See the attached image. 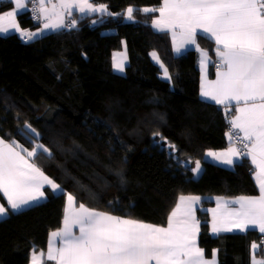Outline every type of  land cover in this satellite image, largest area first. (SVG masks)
<instances>
[{
    "label": "trees",
    "instance_id": "1",
    "mask_svg": "<svg viewBox=\"0 0 264 264\" xmlns=\"http://www.w3.org/2000/svg\"><path fill=\"white\" fill-rule=\"evenodd\" d=\"M91 2L107 12L74 11L75 28L27 43L17 33L0 36V137L29 150L36 143L49 148L54 158L35 162L64 190H47L37 205L0 219V264H28L33 249L43 253L50 232L61 226L65 193L76 204L160 226L167 225L181 195L204 196L206 205L213 196L257 193L248 158L230 168L203 159L207 150L228 145L229 116L199 98L197 52L174 54L168 34L152 28L154 12L144 8L161 0ZM128 6L132 21L124 20ZM12 8L10 0L0 2V14ZM17 22L28 31L38 27L28 10L17 15ZM124 41L128 64L120 75L113 71L112 54ZM197 41L212 53L209 38L199 35ZM150 51L158 54L171 80L160 78ZM25 123L40 133L38 140L19 134ZM154 132L177 146L176 158L154 143L160 139ZM197 160L202 173L195 178L191 169ZM0 200L5 204L1 193ZM197 217L198 243L206 256L216 248L218 264L250 263V245L260 241V234L213 236L208 215L198 210ZM260 247L257 255L264 257V243ZM42 264L53 263L42 257Z\"/></svg>",
    "mask_w": 264,
    "mask_h": 264
},
{
    "label": "snow or ice",
    "instance_id": "2",
    "mask_svg": "<svg viewBox=\"0 0 264 264\" xmlns=\"http://www.w3.org/2000/svg\"><path fill=\"white\" fill-rule=\"evenodd\" d=\"M10 2L14 8L0 14V34L16 32L25 43L46 30L75 28V19L65 23L73 10L80 13L107 11L106 6L94 7L88 0H58L50 8L45 7V0H40L39 15L35 19H42L43 27L31 32L21 29L16 20L28 0ZM144 11L159 12V18L152 24L159 31L172 33L176 53L190 46L201 52L202 100L223 105L226 114L234 108L235 115L229 121L231 128L226 134L232 146L223 152L208 151L206 156L228 166L249 158L255 169L252 174L259 195L223 202L218 199V208L209 210L212 233L236 230L243 233L256 228L264 233V0H162L160 8ZM132 13L129 7L128 19H132ZM198 35L215 41L218 58L215 80L207 79L206 65L211 61L207 51L199 48ZM151 55L159 62L155 52ZM125 66L124 60L113 64L114 70L120 73ZM161 68L164 78L171 80L168 69L163 64ZM19 134L29 142L40 138V133L27 123ZM153 137H159L154 143L162 149L166 146L170 157L176 158V145L160 132H154ZM234 140L242 147H237ZM41 156L54 158L53 152L43 144L36 143L29 150L15 140L5 142L0 138V193L7 200V207L0 204V218L9 213L20 214L37 205L45 198V186L53 193L64 194L61 185L45 175L35 162ZM191 171L194 176L200 173L199 160ZM116 175L123 184L122 172L117 171ZM200 201V197L181 195L168 216L167 227H160L97 211L83 203L77 207L76 198L67 194L63 227L50 233L47 260L55 264H150L151 261L155 264H216L215 250L209 261L204 259V250L197 246L201 222L196 218V205ZM226 204L239 207L228 212L226 219L222 214L218 217L219 208ZM74 228L79 229V234ZM255 247L253 245V249ZM43 255H37L33 249L31 264H42Z\"/></svg>",
    "mask_w": 264,
    "mask_h": 264
},
{
    "label": "crops",
    "instance_id": "3",
    "mask_svg": "<svg viewBox=\"0 0 264 264\" xmlns=\"http://www.w3.org/2000/svg\"><path fill=\"white\" fill-rule=\"evenodd\" d=\"M2 1H5V0H0V2H2ZM57 2H58V0H45V7H49V8H50L52 3H57ZM88 2L91 3L94 7H95V6H99V5H103V4L94 5V4L91 2V0H88ZM12 4H13V3H12ZM32 4H37V5L40 7V0H28V2H26V7H25V9L20 10L19 13H22V12H25V11L29 10V6H31ZM14 6H15V5L13 4V8H14ZM161 6H162V0H161V3H160L158 6H156V7L144 8V9H158V8H160ZM74 11H76V10H73V12H74ZM77 12H78V11H77ZM106 12H107V11H106ZM106 12H104V13H106ZM147 12H154V15L152 16V20H151V26H152V28H153L154 30L159 31V30L156 29V28L153 26V24H152V21H153L154 19L159 18V15H160L159 12H158V11H147ZM19 13H18V14H19ZM79 13H80V12H79ZM94 13H98V12H84V13H81V14H94ZM69 19H72V16H71V17H66L65 22H66V20H69ZM16 20H17V17H16ZM75 20L77 21V19H75ZM43 22H44V21H43ZM5 25L7 26V21H5ZM42 27H43V24H42L41 26H38L36 29L31 30V32H36L38 29H40V28H42ZM52 31H55V30H46L42 35H45V34L50 33V32H52ZM177 31H178V30H177ZM165 32H166V33L168 34V36H169L170 43H171V47H172V51H173L174 54H176V55H180V54L185 53L187 50H195V51L197 52V66H198V72H199V76H198V77H199L198 96H199V98L202 100V98H201V96H200L201 84H202L201 52L198 51V50L196 49L195 46H190V47H187L186 49L182 50L180 53H176V52L174 51V45H173V40H172V33L169 32V31H165ZM11 33H16V32L10 31V32L7 33V34H0V36H6V35H9V34H11ZM17 34H18V33H17ZM18 35H19V34H18ZM42 35H39L38 37H40V36H42ZM19 36H20V35H19ZM198 36H199V35H198ZM198 36H197V39H198ZM38 37H37V38H38ZM209 39L213 42V48H212V53H211V54L207 52V53H208V60L211 61V62H210V63H207V65H206V70H207V79H208L209 81H212V80H215V79H216V68L212 67V65H213L214 62L218 61V58L216 57V53H215V49H216L215 41H214L213 39H211V38H209ZM177 43H179V37L177 38ZM197 44L199 45L198 41H197ZM199 48L202 49V50H205L204 48L200 47V45H199ZM205 51H206V50H205ZM153 52H155V51H150V52H149V57H150L151 61H152L154 64H156V65L158 66V68H159V70H160V73H159L160 78L169 81L168 79H165L164 76H163L164 69L161 68V64H162V62H161L160 58H159V62H157L156 60L153 59V57H152V55H151ZM155 53H156V52H155ZM156 55L158 56L157 53H156ZM125 57H126V59H125ZM158 57H159V56H158ZM120 60H124L126 66H127V64H128V55H127V48H126V43H125V41H124L123 44H122V48H121L119 51H114L113 54H112V68H113V64H114V62H116V61H120ZM126 66H125V68H126ZM211 67L213 68V72H211ZM113 71H114L115 73H117V74H120V75H124V74H125V69H124V72H123V73H120V72L114 70V68H113ZM206 102H209V103H213V104H215L214 102H211V101H206ZM215 105H217V104H215ZM217 106L221 107V108L225 111V108H224L223 105H217ZM234 115H235V111H234V108H233L232 111H231V114L229 115V119H228V129H227V131L225 132V138H226V141H227L228 145H227L226 147H224V148H220V149L207 150V151L204 153V155H203V159H204L205 161H208V162L214 163V164L219 165V166H222V167H228V168L232 167V166L225 165V164L221 163L220 161L215 160L213 157L206 156V153H207L208 151H213V152H223V151H226L230 146H232V144H231L230 141H229L228 135H226V134L230 131L231 125H230L229 121L231 120V118H232ZM0 138H1V137H0ZM5 142H8V141H5ZM234 143L236 144L237 147H241V146L237 143V141L234 140ZM40 144H41V143H40ZM248 159H249V158H248ZM249 161H250V159H249ZM189 162H190V161H184L183 163H184V164H189ZM195 162H196V161L193 162V164H192V168L195 167ZM250 162H251V161H250ZM253 169H254V166H253ZM253 171H255V169H254ZM201 173H202V164H201V171H200V173H199L197 176H194V177H195V178L199 177V176L201 175ZM45 175H46V174H45ZM47 176H48V175H47ZM48 177H49V176H48ZM252 178H253V181H254V184H255V186H256V190H257V193L254 194V195H236V196H229V197H224V196H213V197L211 198V199H212V203H210V204H206V205H203V204L201 203V201H202L203 199L206 198V197H204V196H198V195H183V196H196V197H200V198H201L200 203L196 205V218L198 219V217H197V211H198V210L201 211V212H205V213L208 215V219H209V232H210L211 235L216 236V235H218V234H220V233H242V232H240V231H238V230H236V231H232V232L222 231V232H219V233H212V231H211L212 212L209 211V210H210V209H217V208H218V203H217L218 199H219L221 202H223V201H233V200H235L237 197H240V196H258V195H259V188H258V185H257L256 182H255V179H254L253 174H252ZM47 190H49V191L52 192V190H51L50 187L45 186V188L43 189V191H44V193H45V198L42 199L41 201H43V200H45V199L47 198ZM63 191H64V190H63ZM58 193H60V192H57V193H54V194H58ZM1 194H2V193H1ZM67 194H68V193H65V195H66V196H65V206H66V203H67ZM2 195H3V194H2ZM3 197H4V196H3ZM4 199H5V204H3V203L1 202V200H0V204H3V205H5V207H7V200H6L5 197H4ZM41 201H40V202H41ZM178 202H179V200H178ZM76 206L78 207L79 204H76ZM238 207H239V205H236V204H226V205H223V206L220 207L219 210H218V217L222 214V215L225 217V219H226V218H227V213L230 212L232 209H234V208H238ZM64 208H65V207H64ZM174 208H175V207H174ZM174 208H173V209H174ZM173 209H172V210H173ZM112 215H113V214H112ZM114 216H116V215H114ZM118 217H119V216H118ZM3 218H4V217H3ZM63 218H64V215H63V217H62V223H61L60 228H58V229H56V230H53V231H57V230H59V229H61V228L63 227ZM123 218H125V217H123ZM0 219H2V218H0ZM145 223H148V222H145ZM149 224H152V223H149ZM167 224H168V223H167ZM153 225H156V224H153ZM156 226H160V225H156ZM160 227H167V225L160 226ZM53 231H51V232H53ZM73 231H74L76 234H79V229H78V228H74ZM248 231H249V230H248ZM254 231H256L258 234H260V237H261V238H260V241H256V240H255V241H252V243H251V245H250V254H251V255H250V263H249V264H258V262H260V261H264V257H260V256L257 255V252H258L259 249L261 248V247H260L261 244L264 243V233H260L258 228L254 229ZM51 232H50V233H51ZM243 233H245V232H243ZM198 236H199V233L197 234V238H196V239H197V246H198L199 248L203 249V248L199 245V243H198ZM49 238H50V234H49V236H48V241H47L46 249L43 251V254H44L43 257H44L46 260H47V251H48ZM253 245H256L255 249H253ZM56 246H57V247L59 246V241H58V240H57V245H56ZM214 250H215V261H216V264H218V252H217V249H216V248H214V249L212 250V252H211V254H210L209 256H206L205 253H204V259H205V260H209V261H211V260L213 259V251H214ZM35 252L37 253V255H39L40 253H42V252L39 251V250H35ZM32 255H33V250L30 252V255H29V262H28V264H31V262H32ZM50 262H52L53 264H55L54 261H50ZM150 264H155V262H154V261H151Z\"/></svg>",
    "mask_w": 264,
    "mask_h": 264
},
{
    "label": "built area",
    "instance_id": "4",
    "mask_svg": "<svg viewBox=\"0 0 264 264\" xmlns=\"http://www.w3.org/2000/svg\"><path fill=\"white\" fill-rule=\"evenodd\" d=\"M28 11L30 12L32 20L34 21V23L37 24L38 26H41L43 23V20L42 19H35V17L39 15V6L37 4H32L31 6H29ZM70 22H71V19L66 20L65 23H70ZM20 40L24 41L21 37H20ZM216 63H218V61L214 62L212 67L216 68V66H215ZM229 115H230V112L227 114V116H229ZM237 143L239 144L238 141H237ZM240 146L242 147V145H240Z\"/></svg>",
    "mask_w": 264,
    "mask_h": 264
},
{
    "label": "rangeland",
    "instance_id": "5",
    "mask_svg": "<svg viewBox=\"0 0 264 264\" xmlns=\"http://www.w3.org/2000/svg\"><path fill=\"white\" fill-rule=\"evenodd\" d=\"M129 7L132 8V6H128V7L125 9V12H124V20H126V21H132V20H133V18H132V19H128V17H127V9H128ZM42 24H43V23H42Z\"/></svg>",
    "mask_w": 264,
    "mask_h": 264
}]
</instances>
